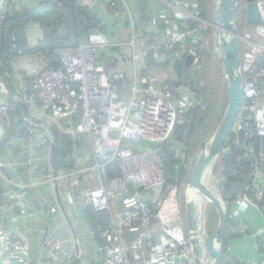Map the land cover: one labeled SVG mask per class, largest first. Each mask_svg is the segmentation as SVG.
<instances>
[{
    "label": "built area",
    "instance_id": "1",
    "mask_svg": "<svg viewBox=\"0 0 264 264\" xmlns=\"http://www.w3.org/2000/svg\"><path fill=\"white\" fill-rule=\"evenodd\" d=\"M14 1L0 0V23L40 3L30 5L29 0ZM83 3H88L93 12L98 11L100 20L87 43L40 52L29 55V61L22 60L21 77L25 83L23 90L17 89V95L11 93L6 80V76H12L13 66H18L15 57L5 64L7 74L4 71L0 78L4 79L0 83V148L6 150L7 157L0 158V179L10 188H22L24 195L32 185L16 182L12 174L18 171H24L22 174L26 178L39 172L42 183L57 184L58 189L66 178L76 181L74 199L80 212L90 209L99 217L113 213L110 228L100 222L92 224L100 230L105 242V247L101 248L105 252L103 264H132L131 258L142 264H194L185 221V199L179 187L169 182V158L164 151L175 159L185 160L183 147L180 145L181 152L179 144L172 143L180 122L178 110L181 106H200L202 100L192 91L191 79L187 76L180 79L179 85L174 83L179 81L175 76L163 84L159 93L144 96L138 84L140 81L144 85L150 83L148 77L140 76L143 63L152 65V69H168L180 57H185V64L193 57L189 71L202 64L198 45L202 44L204 50L208 43L207 32L213 29L211 22L201 19L193 10L197 8L193 0H83ZM160 3L171 12L166 31L149 30L139 21L141 16L135 15L134 6L146 12ZM120 4L126 13H119ZM257 4L259 9L264 7V0H257ZM262 17L264 21V14ZM114 22L130 23V42H110L104 37L107 25ZM26 25L29 38V34H40L38 40H33L35 44L31 48L34 49L43 38V29L34 21ZM118 34L121 30L116 36ZM246 46L242 54L244 100L233 131L237 134L236 143L241 145V154L234 162L238 166L229 172L236 176L245 171L241 163L250 164L249 182L241 186L237 200L244 206L255 207L264 217L261 209L264 202V155L261 151L264 44L251 39ZM113 47H129L132 53L111 56L108 50ZM9 50L11 54L17 50L13 33L9 35ZM110 62L121 68L133 66L135 85L124 88L130 93L126 103L117 98L115 90L121 88L119 84L127 76L124 71L107 68ZM20 107L23 114L16 117ZM48 123L57 128L60 138H67L66 161L70 165L78 162L75 138L79 135L89 137L92 157L86 167L67 168L59 172L58 177L54 175L50 154L55 142ZM256 138L260 139V147L254 155L252 145ZM39 154L43 156L38 157ZM109 169L116 172L114 177H109ZM223 172L222 167L220 188L227 181ZM22 206L21 195L9 193L8 198L0 202V223L7 214ZM120 208L124 211L120 212ZM49 212L57 213L58 209L51 207ZM229 232L232 237L250 233L243 222L231 225ZM4 243L12 250L14 258L25 250L22 236L15 232H6ZM44 247L49 264H58L73 256L66 249V241L57 235L47 236ZM253 264H264V255Z\"/></svg>",
    "mask_w": 264,
    "mask_h": 264
},
{
    "label": "crops",
    "instance_id": "2",
    "mask_svg": "<svg viewBox=\"0 0 264 264\" xmlns=\"http://www.w3.org/2000/svg\"><path fill=\"white\" fill-rule=\"evenodd\" d=\"M28 2L30 5H35L39 0H29ZM120 5L119 13H124L126 10L124 7L122 9V4ZM160 9L162 10L160 11ZM134 11L136 16H141L139 21L145 24L149 30L152 29L157 31L158 28L159 30L166 31V22L170 19L171 12L165 4H154L146 12H144L141 7L135 5ZM103 14L104 13H100V15ZM119 30H121V34L116 36ZM159 33L161 34L160 31ZM138 34L140 35L142 33L138 32ZM162 35H165V33L163 32ZM104 37L110 42L118 41L125 42V44L126 42H130V23L124 22L119 25L114 22L113 24L107 25ZM29 40L30 46H34L35 42L30 38ZM108 51L111 56L115 55V53H125L127 55H131L132 53L129 47H113ZM14 57L18 66L13 68L12 71V77L15 80H13V82L15 86L18 85V87H16L17 89L20 87L23 90L25 82L21 77L23 74L21 71V63L22 60L29 61L31 57L29 55H25L22 58L19 56ZM117 63L118 61H116V64ZM2 64L4 63L0 58V66H2ZM109 64L112 63L110 62ZM108 66L113 67L117 71L125 72L127 76L125 80L126 83L124 81L119 84L123 90L124 88L130 89L135 85L132 64L124 68L117 67L115 64L113 66ZM141 68L142 72L140 76L150 79L148 85H144L141 81L139 82L138 88L141 95L160 92L165 82L178 76L174 66L168 69H152L143 63ZM0 78H3V76ZM3 80L4 79H0V83H2ZM7 85L9 87L8 82ZM9 89L11 88L9 87ZM15 95H17V93ZM75 144V154L78 159L76 167L84 168L88 165V161L92 157L90 139L86 135H79L75 138ZM52 153L53 150L50 154L51 166L53 168ZM42 156L43 154L38 155V157ZM6 157V150L0 148V158L4 159ZM22 173L18 171L12 174V176L19 184L32 185L29 190H27V195H24L22 188L14 190L0 179V202L6 200L8 194L13 192L21 195V200L23 201L22 207L7 214L5 220L0 223V264H49L46 260V250L44 247L45 238L49 235H57L65 240L66 249L73 255L71 259H63L58 264H74L79 248L81 249L80 264H103L105 253L95 240V226H92V224L101 223L105 228H110L111 220L113 221L114 219L113 213L110 212L109 214L100 216L97 223L89 222L88 219L84 217L83 213L75 206L74 184L76 181L74 182L66 178L61 181L58 189V187L52 184L42 183V175L39 172H34L33 175L27 178L23 176ZM51 207H56L58 212L50 213L49 209ZM123 211V208H120V212ZM231 215L235 222L245 223L250 233L247 236L229 237L224 252L226 255H229L230 258L234 259L237 264H253L254 261L259 260L264 255V217L255 207L244 206L237 199L231 205ZM6 232L20 234L24 240L25 250L16 258L12 257V250L7 248L4 243V234Z\"/></svg>",
    "mask_w": 264,
    "mask_h": 264
},
{
    "label": "trees",
    "instance_id": "3",
    "mask_svg": "<svg viewBox=\"0 0 264 264\" xmlns=\"http://www.w3.org/2000/svg\"><path fill=\"white\" fill-rule=\"evenodd\" d=\"M14 2L19 3L18 0L17 2L16 0ZM193 2L197 6L196 9L193 7V10L197 11L199 17L203 20L212 22L214 14L213 0H193ZM85 4L83 3V0H51L49 3L44 1L38 6L27 10L26 12L28 15L24 19L7 22L5 33L11 35V33H13V31L17 29L22 22L30 23L34 21L40 23L43 29V38L38 42L36 48L32 49L28 55H36L40 52L53 51L57 48L65 47L73 39L77 41L78 45L87 43L92 30L96 27L95 25L98 24L100 20L98 14L90 9L89 4ZM198 49L199 54L203 58L208 56V54L206 55L202 49V44L198 45ZM7 55L8 58L5 59L6 63L14 57L11 53H8ZM109 65L113 66L112 64ZM149 67L153 68L152 65ZM4 68L5 64H2V66H0V77L4 75ZM107 68L111 67L107 65ZM174 68L179 78V81L174 83L179 85L180 79L183 76L189 77L191 79L190 86H192V91H194V94L198 99L202 100V104L200 106L190 105L188 108L181 106L178 110L180 124L178 123L175 128L172 143L179 144L184 147V155L189 157L192 154V151L195 153L198 150L201 141L208 136L211 131L212 123L215 122L217 124L220 120L227 107L228 96L226 95V100L222 102L219 95L216 93V88L212 89L210 87H201L200 84H198L199 79L195 74L197 70H188L185 64V57H180L174 63ZM11 93L13 95L16 94L13 90H11ZM22 114L23 108L20 107L15 116L20 117ZM236 140L237 134L233 132L230 140L225 146V151L222 154L223 169L225 170L223 175L226 176L227 181L221 185V192L227 202L229 211L226 242L229 237H232L229 232V227L237 223L231 215V205L236 201L237 195L241 191V186L249 182L248 169L250 164L246 161L241 163V168H245V171L239 172L236 176L229 172L231 168L238 166L237 163L234 162L236 157L241 154V145L237 144ZM60 146L62 151L60 172L67 170V168L76 169V164L70 165L66 161L68 155L66 137H61ZM252 147L254 148V155L259 152V138L254 140ZM164 153L169 158V182L170 184L173 183L179 187L181 196L184 200V187L185 185H188L191 180L189 171L185 168V166L188 165V159L185 158L184 161L182 159H175V157L168 153L167 150L164 151ZM180 168H182L181 171H179ZM108 174L109 177H114L116 172L109 169ZM261 209L264 210V202L261 204ZM82 213L89 222H98L99 216L92 210L88 209ZM213 218L214 216L210 218L211 221L209 223L211 233L214 228ZM131 263L142 264L133 260V258H131ZM222 264H237V262L230 257L227 258L225 253Z\"/></svg>",
    "mask_w": 264,
    "mask_h": 264
},
{
    "label": "water",
    "instance_id": "4",
    "mask_svg": "<svg viewBox=\"0 0 264 264\" xmlns=\"http://www.w3.org/2000/svg\"><path fill=\"white\" fill-rule=\"evenodd\" d=\"M12 2L13 0H9ZM51 0L48 1V3ZM242 0H214V14L211 25L215 38L213 57L221 63L222 76L227 88V107L224 110L215 129L208 140L201 143L195 165L193 166L192 177L185 193V221L187 225L188 237L194 264H222L224 258V246L226 242L228 206L222 195L220 186H217V196L213 195L205 185L202 186L201 179L205 168L213 162L221 159L227 142L229 141L235 125L237 123L244 100V77L243 59L241 52L242 36L238 27V19L242 7ZM244 15L248 25L261 26L264 24L263 17L257 0H244ZM26 13L7 17L1 22L0 26V58L5 64L8 58L9 35L5 33L6 23L9 21L22 20L27 16ZM26 22H22L13 31L16 37L17 50L12 52L13 56L28 55L32 48L27 33ZM69 47H75L77 41L71 40ZM193 57L188 58L187 68L192 65ZM6 80L11 90L17 92L13 78L9 74ZM46 123V122H45ZM20 124L18 127H20ZM50 131L54 137L55 145L52 153V165L54 175L58 177L61 167V146L60 134L57 128L49 124ZM261 151L264 155V138L261 142ZM264 163V160H263ZM215 170V169H214ZM3 172H8L3 168ZM214 173V171H213ZM58 185L56 184V187ZM14 190L17 187H12ZM202 191L207 203L212 205L218 214V225L216 231L203 239L201 224L202 209H199L194 193ZM95 240L100 247H105L104 239L97 226L94 227ZM207 231V229L205 228ZM105 253V252H104ZM81 249L79 248L74 264H80Z\"/></svg>",
    "mask_w": 264,
    "mask_h": 264
},
{
    "label": "rangeland",
    "instance_id": "5",
    "mask_svg": "<svg viewBox=\"0 0 264 264\" xmlns=\"http://www.w3.org/2000/svg\"><path fill=\"white\" fill-rule=\"evenodd\" d=\"M39 1H40V3H42L44 1L48 2L49 0H39ZM242 3L243 4L241 7L240 16H239L237 24L239 27L240 34L242 36L241 52H242V54H245L246 49H247L246 45H247L248 40L250 41L252 39L255 42H258L260 44H264V27H260L258 25L252 26V25H248L246 23L245 15H244V6H245L244 0H242ZM213 5H214V0H213ZM260 11L262 14H264V7L263 6H260ZM207 22H210V21H207ZM207 33H208L207 34L208 35V43L204 46V52L206 53V55L208 54V56L203 58L202 64L195 66L196 68L194 67L197 70V72L195 74L197 75V77L199 79L198 84H200V86L203 88H209V87L212 89L216 88V93L219 95V98L223 102L226 100V95H227L226 89L227 88H226V84H225V81H224L223 76H222L221 63L219 61L215 60L213 57V49H214V42H215V38L213 36V29H211V31H208ZM29 35H30L31 40H38L40 37V34L38 32H35L34 34H29ZM13 65H14V63H13ZM15 67L16 66L14 65L13 68H15ZM4 69H5V73L7 74L6 66ZM121 86H123V85H121ZM154 93H150V94H154ZM157 93H159V92H157ZM115 94L119 100H122V103H126L130 98V93L127 91H124L122 88L116 89ZM15 98L18 99V97H16V96H15ZM201 104H202V102H201ZM179 124H180V122H179ZM216 125L217 124L215 122L212 123L210 133L208 134V136L203 141H201V143L208 140V138L212 134L213 130L215 129ZM201 143H200V145H201ZM200 145L198 147V150L195 153L192 151V154L189 157H186L188 159L187 170L189 171L190 179L192 177L193 166L196 163ZM183 149H184V147H183ZM179 150L182 152V148L180 147V145H179ZM222 158L223 157L221 156V159L216 162V164L212 170V173L214 171V173L212 175L214 176V178L217 181V186H219V180L221 177L220 176L221 170L223 167V161H222L223 159ZM186 186L187 185H185V187H184V189H185L184 192L187 190ZM200 201H201L200 209H202V215H201V224H202V231H203L202 235H203V239H205V241H206L207 237L210 236L211 234H213L217 229L218 214H217V210L212 205L207 203V200L203 196L202 193H201ZM183 216H184V214H183ZM212 216H214V218H213L214 228H213V232L211 233V231L209 229V223L211 221L210 218ZM205 228L207 229V231L205 230ZM224 248H225V246H224Z\"/></svg>",
    "mask_w": 264,
    "mask_h": 264
},
{
    "label": "bare ground",
    "instance_id": "6",
    "mask_svg": "<svg viewBox=\"0 0 264 264\" xmlns=\"http://www.w3.org/2000/svg\"><path fill=\"white\" fill-rule=\"evenodd\" d=\"M215 164H216V161L205 168V170H204V172L202 174L201 183H202V186L205 185L207 187V189L213 195L217 196V181L214 178V176L212 175L213 174L212 170H213V167L215 166ZM201 193H202L201 190L199 191V193H194L195 197H196V200H197V204H198L199 209H200V206H201V201H200Z\"/></svg>",
    "mask_w": 264,
    "mask_h": 264
}]
</instances>
